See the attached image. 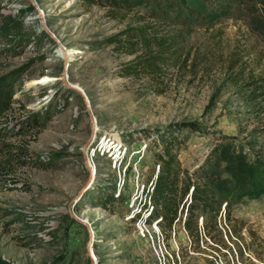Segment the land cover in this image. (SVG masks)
I'll use <instances>...</instances> for the list:
<instances>
[{"label":"rangeland","instance_id":"374dc122","mask_svg":"<svg viewBox=\"0 0 264 264\" xmlns=\"http://www.w3.org/2000/svg\"><path fill=\"white\" fill-rule=\"evenodd\" d=\"M34 1L67 56L30 0H0V79L14 87L0 118V264H264L263 192L231 196L243 255L226 238L230 251H213L205 236L195 248L183 224L163 231L136 216L150 207L159 170L145 132L197 123L200 132L182 130L179 151L191 172L221 136L264 152V0L195 1L188 27L151 18L150 1L129 11ZM141 35L165 40L170 53L159 71L123 77L127 40ZM137 49L144 60L160 52ZM63 77L84 90L97 120L94 173L84 156L92 122ZM27 121L33 130L21 128ZM221 222L232 228L225 214Z\"/></svg>","mask_w":264,"mask_h":264},{"label":"trees","instance_id":"16d2710c","mask_svg":"<svg viewBox=\"0 0 264 264\" xmlns=\"http://www.w3.org/2000/svg\"><path fill=\"white\" fill-rule=\"evenodd\" d=\"M89 5H96L110 11L132 10L137 1H150L151 18L158 21L170 19L171 25L191 26L190 19L196 15L195 1L203 4H215V0H80ZM215 6V5H214ZM172 15H175L173 18ZM143 33V32H142ZM159 46V55L143 59L140 45L148 54L152 47ZM128 55L133 57L123 68V77L139 75V72L159 71L160 62L170 53L172 45L158 37L141 35L132 42L127 40ZM260 91L262 88H256ZM263 95V94H262ZM14 87L6 79H0V118L7 114L14 105ZM260 97V96H256ZM22 129L35 128L34 124L21 126ZM200 132L195 122L173 125L163 131L145 132L150 149L155 150L158 172L153 174L152 185L146 192L150 207L136 216L146 215V223H156L163 231H172L178 224H183L195 248L201 247V240L208 237L207 246L213 251L232 250L228 242L235 243L243 255V248L233 238L244 240L233 218L231 196L246 190L264 193V152L254 151L235 139L221 136L210 150L203 164L191 172L185 168L179 158L185 139L182 130ZM0 129V139L4 137ZM3 146L0 144V151ZM232 228L221 227L222 216ZM229 227V226H228ZM227 239V241L225 240ZM211 242V244L209 243Z\"/></svg>","mask_w":264,"mask_h":264},{"label":"water","instance_id":"95a60500","mask_svg":"<svg viewBox=\"0 0 264 264\" xmlns=\"http://www.w3.org/2000/svg\"><path fill=\"white\" fill-rule=\"evenodd\" d=\"M30 1H31L32 5L34 6V8L36 9V11L38 12V14H39V17H40V19H41V25L43 26V30H44V31H45V32H46V33H47V34H48V35H49V36H50V37H51V38H52L57 44H58L59 48H63V49H64V47H63L62 44L60 43V40H58V38H57L54 34H52V33L50 32V30L47 28L46 23H45V21H44V15H43V12H42L41 8L39 7V5H38L34 0H30ZM64 77H65V75H64ZM64 77H63V79H64ZM65 86H66L68 89H71L72 91H75V92L79 93V94L82 96V98H83V100H84V103H85V106H86V110H87V112H88V114H89V116H90V120L92 121V119L94 118V115H93V113H92V110H91L90 105H89L88 98H87V96H86L84 90H80L79 88H76V87H73V86H71V85H67V84H65ZM92 141H93V138H92V136H91L90 140H89V141L87 142V144L85 145L84 152L86 151V154H84V156H85V160H86V161H88L87 152H88V149L90 148V146H91V144H92ZM93 179H94V178H91V176H90L89 182L85 185L84 188H82L80 194L84 193V191H86V190L90 187V185H91ZM80 194H79V195H80ZM81 223H83L84 225H87V224L84 223L82 220H81Z\"/></svg>","mask_w":264,"mask_h":264},{"label":"bare ground","instance_id":"6f19581e","mask_svg":"<svg viewBox=\"0 0 264 264\" xmlns=\"http://www.w3.org/2000/svg\"><path fill=\"white\" fill-rule=\"evenodd\" d=\"M60 50H61V56L62 57H66L67 56V53L63 51V48H60ZM68 54H69V52H68ZM64 82L67 85H71L73 87H76V88H79L80 90H82L78 85L70 84L69 81H67L65 78H64ZM91 122H92V138L94 139V137L97 134V127H96L97 126V124H96L97 123V120H96V118L94 117ZM85 154H86V151H85ZM86 164H87V167L89 168V170L92 173H94V170H93L94 169V166H92L90 160L86 161ZM89 251L91 252V249H89ZM93 260H95V258H93Z\"/></svg>","mask_w":264,"mask_h":264}]
</instances>
